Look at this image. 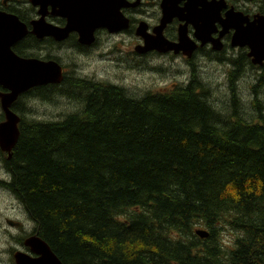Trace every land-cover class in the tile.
<instances>
[{"label":"trees","instance_id":"trees-1","mask_svg":"<svg viewBox=\"0 0 264 264\" xmlns=\"http://www.w3.org/2000/svg\"><path fill=\"white\" fill-rule=\"evenodd\" d=\"M231 82L217 107L196 75L138 97L67 81L85 105L21 122L0 185L64 264H264L262 101L245 115Z\"/></svg>","mask_w":264,"mask_h":264},{"label":"flooded vegetation","instance_id":"flooded-vegetation-1","mask_svg":"<svg viewBox=\"0 0 264 264\" xmlns=\"http://www.w3.org/2000/svg\"><path fill=\"white\" fill-rule=\"evenodd\" d=\"M128 1L130 5L122 9V12L129 19L127 28L115 32L109 28L100 26L94 31V40L91 42H85L83 39L80 40L81 35L77 31H71L64 39H56L52 35H46L39 38L33 32L32 24L35 19L41 17L38 5H34L30 0H0V12L18 17V19L24 23L27 28V33L22 38L11 44L10 48L12 52L21 58H38L44 61H57L63 66L64 71V77L60 83H47L37 85L35 87L33 86L30 89L21 92L9 105V109L19 116V126L21 122L26 120L28 121L27 118H29L31 114V103H34L37 93H45L49 95L52 88L57 90L56 86H59L58 89L63 91V84L67 81L70 83L72 80H77L76 78H78L77 75L74 74V70L70 71L68 66L80 65V63H83L81 59L94 54L107 59V56H110L115 52V48L112 51L113 48L111 46L118 39L122 42H136V47L134 49V53L136 55L133 56L130 51L126 50L123 52L124 54L121 53L119 56H115L113 58L120 68L136 72H139L140 70H147L148 68H151L154 72L171 70L172 75H175L173 77V86L191 82L194 75H196V77L197 75L209 77L210 74L205 73L206 68L204 65L214 66L215 71H213L214 73L212 72L213 77L217 74L225 75V79L223 77L221 81V84L224 86L226 80L229 81L232 78L242 80L245 78L252 80V83L255 81L254 86L259 85L262 81L264 82V60L262 62H256L254 56L250 55L251 50L247 45L233 44L234 29H228L221 36V47L216 48L215 46L217 44L214 42L203 41L196 35V28L192 22L181 20L178 16H176L171 22L167 23L163 31L165 37L169 39V41L175 42L179 45L180 50L175 51L172 49L168 51H161L158 49H147L145 52L137 51V47H142L146 44V38L143 35L137 34L139 26L144 22L147 24L146 36L155 38V40L149 42L148 45L157 44V46H159L158 48H166L167 45L163 43V38L162 42H160L157 40L154 33V29L162 24L163 0ZM236 1L237 0H227L229 5H235V10L243 11L251 21H253L256 16L258 17V15L264 16V0H240L251 4L247 7L243 4L240 5L235 3ZM133 3H136V5L134 6ZM185 3L186 0H180L178 5L179 7H183ZM200 8H202V6H200ZM46 12L47 14L45 15V20L48 23L59 28H64L67 25V18L56 13L52 6L49 5ZM225 12L226 10L222 11L223 16L225 15ZM186 23L187 26H183V24ZM13 28H17L19 31L20 26L16 23L7 25L4 28L6 31L5 38H11L9 30L12 32ZM185 28L186 32L184 38L183 32L185 31ZM217 28L218 30L211 35L214 39L220 36V32L222 30L220 23H217ZM190 44L194 45L195 48L190 46ZM68 54L73 59L70 61L72 63L62 61V57L64 58ZM12 56L13 54L7 52L5 59L8 61L12 58ZM0 57H3L2 52H0ZM149 58L151 63L155 61L157 65L150 66L146 61V59ZM167 66L169 68H167ZM181 76L184 77L183 82H179V77ZM66 78H69V80H66ZM79 80L83 79L79 78ZM101 80L110 82L105 79ZM171 87L172 86H168L166 88ZM223 89L224 91L226 90L225 88ZM9 92V88L0 84V93ZM256 98L257 96L254 92L252 99ZM261 109L263 108L261 107ZM5 120L6 111L2 105L0 96V124ZM8 192L12 194L11 191L8 190ZM24 213L25 216L23 220H14L16 223L15 225L9 224L12 229L24 231L26 233L24 236L19 237L16 244H12V248H10L13 258L11 262L13 264H17L14 259V253L16 251H23L32 257L38 256V254L27 244V239L29 237L38 235L36 225L34 221L29 218L25 209ZM2 245L3 239L0 237V252L3 251Z\"/></svg>","mask_w":264,"mask_h":264},{"label":"water","instance_id":"water-1","mask_svg":"<svg viewBox=\"0 0 264 264\" xmlns=\"http://www.w3.org/2000/svg\"><path fill=\"white\" fill-rule=\"evenodd\" d=\"M34 5L39 6L41 17L35 19L33 32L42 38L52 35L56 39H64L71 31H77L81 35L80 40L91 42L94 40V31L97 27L104 26L112 31H119L127 28L129 19L122 12V9L129 6L128 0H30ZM186 0L183 7H179L180 0L162 1V24L154 29L157 40L166 44V48L160 50L167 51L175 48L179 49L177 43H169L164 36L163 29L167 23L178 16L181 20L192 22L196 28V35L203 41H212L220 48L221 36L228 30L234 29L233 44L247 45L254 56L256 62L264 60V16H256L253 21L242 11H236L230 7L225 16L222 10L228 8L226 0ZM137 3V2H136ZM136 3H133L135 6ZM52 6L54 11L67 18V25L64 28L55 27L45 20L47 7ZM202 6V8H200ZM116 16L123 22L121 26H113L108 18ZM100 18V21L92 22L89 18ZM9 22V23H8ZM18 24L19 32L10 33L11 38H5L6 31L4 25ZM222 25L220 36L214 39L211 35L218 30L217 23ZM111 24V25H110ZM183 26H187L183 24ZM112 27V28H111ZM147 24L142 23L137 34L146 38L145 46L141 49L147 50L157 48V44L148 45L155 40H147ZM185 31L183 37L185 38ZM27 33V28L18 17L0 12V84L10 89L9 93H0L2 105L6 111V121L0 124V148L8 153V158L12 155V150L19 139L20 130L18 127L19 116L9 109V105L17 96L33 86L58 83L63 80V67L56 61H44L38 58H21L14 54L10 48L11 44L22 38ZM14 35V36H13ZM211 38V39H210ZM5 40V41H4ZM147 45V46H146ZM193 48L194 45L190 44ZM7 52L13 54L10 60H6ZM9 224L15 225V221L9 220ZM201 237H207L208 231L197 230ZM27 244L34 252L41 254L39 257H32L23 251L14 253L17 264H64L54 253L49 244L40 236L34 235L27 239Z\"/></svg>","mask_w":264,"mask_h":264},{"label":"rangeland","instance_id":"rangeland-1","mask_svg":"<svg viewBox=\"0 0 264 264\" xmlns=\"http://www.w3.org/2000/svg\"><path fill=\"white\" fill-rule=\"evenodd\" d=\"M240 5H245V7L250 6L249 2L237 1ZM115 52L107 56V59H104L97 54L84 57L81 59L83 63L80 65H71L68 66L70 71L74 70V74L77 75L78 79L82 78L87 81V79L93 81L94 83H99L101 79L115 83L120 87H125L128 92L135 96H142L148 91H165L169 88L168 86H173L175 75H172V71L161 70L159 72H154L151 68L147 70H140L139 72L126 70L120 68L117 65V62L113 59L115 56H119L124 51L128 50L134 56V49L136 47L135 41L122 42L119 39L111 46ZM124 48V49H123ZM124 54V53H123ZM112 57V58H108ZM73 59L69 56L62 57V61L66 63H72ZM150 66L157 65L154 61L151 63L150 58L146 59ZM206 68L205 73L210 74L209 77H203L197 75L198 80L209 89V95L211 101L217 106H223L228 104L232 100V82L226 80L225 86L222 85L221 81L225 75L217 74L212 76L214 66L204 65ZM167 68H169L167 66ZM214 73V72H213ZM89 75V76H88ZM184 77H179V82H183ZM255 83V81H254ZM252 83V80L235 79L234 86L238 99H241L242 108L245 115L256 116L257 112L253 107V93H256L259 101H262L261 107L264 109V85L262 88L255 91V85ZM51 89V93H37L35 96L34 103H31V114L28 121L36 122H51L59 121L65 118L67 115L77 113L85 105L84 100H80L82 90L79 88H73L69 86H62L63 91H61L59 86ZM163 88V89H162ZM225 88L226 90L224 91ZM225 106V107H226ZM221 108V107H220ZM262 109V111H263ZM241 111V110H240ZM264 112V111H263ZM1 150V149H0ZM3 155H0V179L8 180L9 176L7 175L6 168L3 162ZM25 216L24 207L21 202L8 190L0 185V237L3 239V251L0 252V264H13L11 262L12 254L10 248L12 244H16L17 239L21 236H24L26 233L24 231H18L12 229V227L7 223V220H23ZM228 236H224V239L228 242L231 239V235L227 233Z\"/></svg>","mask_w":264,"mask_h":264},{"label":"bare ground","instance_id":"bare-ground-1","mask_svg":"<svg viewBox=\"0 0 264 264\" xmlns=\"http://www.w3.org/2000/svg\"><path fill=\"white\" fill-rule=\"evenodd\" d=\"M100 21V18H89V21H91V23L92 22H95V21ZM107 21H109L111 24H113V26H121L122 25V21H121V18H119V17H116V16H112V17H110V18H108V20ZM14 23V22H13ZM110 24V25H111ZM7 25H9V24H6V25H4V28L7 26ZM112 28V27H111ZM17 32H19L18 30H17V28L15 29V28H13V30H12V32L9 30V34L11 33H17ZM14 36V35H13ZM11 37H12V35H11ZM147 37V36H146ZM151 39H153V38H151V37H147V40H151ZM154 40V39H153ZM157 47H159V46H157ZM37 254H38V256L37 257H39V256H41V254L40 253H38V252H36Z\"/></svg>","mask_w":264,"mask_h":264}]
</instances>
